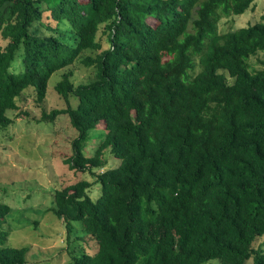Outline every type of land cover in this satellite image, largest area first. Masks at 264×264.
Masks as SVG:
<instances>
[{"label": "trees", "instance_id": "obj_1", "mask_svg": "<svg viewBox=\"0 0 264 264\" xmlns=\"http://www.w3.org/2000/svg\"><path fill=\"white\" fill-rule=\"evenodd\" d=\"M256 1L0 0V128L25 90L42 104L66 71L55 86L66 107L42 121L69 118L78 137L65 163L101 186L96 202L88 181L55 192L66 264H264V60L249 62L264 55V16L218 32L221 16ZM77 62L96 78L75 85ZM98 128L104 140L86 157ZM106 151L119 167L104 170ZM9 211L0 202V264H26L29 248L5 246ZM77 225L94 254L73 244Z\"/></svg>", "mask_w": 264, "mask_h": 264}, {"label": "rangeland", "instance_id": "obj_2", "mask_svg": "<svg viewBox=\"0 0 264 264\" xmlns=\"http://www.w3.org/2000/svg\"><path fill=\"white\" fill-rule=\"evenodd\" d=\"M263 16L264 0H257L244 15L221 16L218 32H235L260 22ZM101 41L103 48H108L104 37ZM0 45H6V42L0 39ZM262 60L264 55H259L249 62L255 70H259ZM20 66L21 61L18 60L12 71L18 73ZM71 69V81L75 85L87 84L96 78V68H88L81 62ZM200 71L201 68L197 67L190 73L195 76ZM64 72L52 76L42 104L36 102L34 88L25 90L16 101L19 109L7 113L14 123L7 128H0V202L10 207L2 222V230L8 234L5 246L29 248L26 264H66L69 261L66 225L53 212L57 190L88 181L92 184L88 195L93 201L96 202L102 194L101 186L95 183L96 179L91 173L71 171L65 163L73 155L71 145L78 137L69 118L61 115L54 122L42 121L44 113L66 107L65 101L55 90ZM77 104L78 101L72 98L71 105L76 107ZM101 128L90 131L88 144L83 150L86 157H93L103 142L106 133L105 130L100 131ZM103 159L107 162L104 170L117 168L121 163L109 151L104 152ZM75 235L84 239L81 242L73 241L75 247L81 244L90 253H95L92 247L96 243L87 238L78 225ZM255 247L264 251V237L256 242ZM208 264H219V261ZM247 264H252V260Z\"/></svg>", "mask_w": 264, "mask_h": 264}]
</instances>
